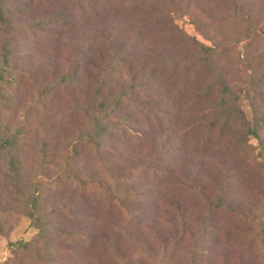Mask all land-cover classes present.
Masks as SVG:
<instances>
[{
  "label": "rangeland",
  "instance_id": "374dc122",
  "mask_svg": "<svg viewBox=\"0 0 264 264\" xmlns=\"http://www.w3.org/2000/svg\"><path fill=\"white\" fill-rule=\"evenodd\" d=\"M11 3L19 28L16 47L24 58L20 67L31 73L12 99V115L25 125L22 169L34 176L44 150L42 174L57 178L59 187L45 181L37 220L22 214L0 235V264H191L195 248L201 252L197 264H264V169L253 160L241 163L227 135L212 133L201 149L198 107L178 101L151 74L156 54H167L176 43L169 34L182 29L213 47L217 73L248 87L250 104L257 114L264 112V0ZM175 48L169 58H184ZM112 53L130 58L121 76L103 69ZM145 54L153 60L144 61ZM76 66L79 75L60 81ZM127 76H134L132 83ZM101 82L104 90L112 85L114 94L129 96L137 89L138 95L112 114L124 117L123 133L102 138L96 147L86 136L97 104L92 92ZM72 143L80 153L67 170L133 193L122 210L85 198L60 177ZM118 179L126 181L120 186ZM220 195L223 206L210 207ZM21 241L29 249L18 248Z\"/></svg>",
  "mask_w": 264,
  "mask_h": 264
},
{
  "label": "trees",
  "instance_id": "16d2710c",
  "mask_svg": "<svg viewBox=\"0 0 264 264\" xmlns=\"http://www.w3.org/2000/svg\"><path fill=\"white\" fill-rule=\"evenodd\" d=\"M144 3L145 0H119V4L129 6ZM27 6L22 7L27 8ZM15 12L16 7L12 5L11 0H0V235L10 232L22 214L32 222L37 220L41 189L45 181L59 187L57 178L46 179L42 174L47 164L44 150L38 152V172L34 176H28L22 169L20 137L25 133V125L14 119L12 99L14 90L25 81V77L30 78L31 73L20 67L24 58L16 47L19 28L13 21ZM169 37L174 38L176 43L168 49L167 54L178 47L177 53L180 54L181 51L184 58H175L173 61L166 53L162 56L157 53L156 60L152 62L151 74L154 78L164 81L168 90H174L178 101L187 102L190 107H198L199 120L202 123V135L197 140V143L200 140L198 146L201 149L206 148L212 133L221 137L227 135L232 150H235L234 153L241 163L253 160L264 169V112L257 114L254 103L250 104L252 99L248 87L244 86L242 90L227 83L217 73L212 46L190 37L182 29H178L176 33L171 32ZM186 40L188 42H185ZM84 57L88 58V55L85 54ZM146 58L149 61L153 60L148 54H145L143 60L146 61ZM128 60H130L128 56L121 54L117 57L112 53L108 55L103 69L106 73L121 76ZM77 74L79 75L78 66L73 70L65 71L60 81L65 83ZM126 78L131 83L134 80V76ZM112 87V85L105 86L104 90V83L101 82L93 89L92 93L97 98V104L92 107L90 113L91 128L86 136L87 144L97 147L101 145L102 138L105 140L110 137L117 138L123 133L121 129H124L122 126L124 117L119 115L114 118L112 114L120 110L124 104H128L129 97L135 99L138 92L137 89H133L132 95L124 96L121 92L116 94L111 92ZM245 104L250 109L249 114L244 108ZM108 105L110 108H107ZM146 110L149 115L155 114L153 108ZM79 153V146L72 143L64 154L65 165L60 177L70 182L74 191L84 195L85 198L105 201L108 205L122 210L123 202L132 198L133 193L114 191L103 186L95 178L67 170L68 162L78 157ZM125 181L118 179L117 185L122 186ZM215 202H209L210 207L221 208L224 203L222 195L218 196ZM263 230L264 226L261 231ZM39 235L46 244L47 232L42 230ZM29 245V242H17V247L23 250L29 249ZM200 254V249L195 248L191 254V264H197Z\"/></svg>",
  "mask_w": 264,
  "mask_h": 264
}]
</instances>
